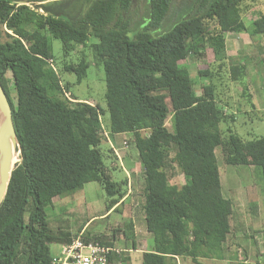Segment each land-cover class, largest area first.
Segmentation results:
<instances>
[{
	"label": "trees",
	"instance_id": "1",
	"mask_svg": "<svg viewBox=\"0 0 264 264\" xmlns=\"http://www.w3.org/2000/svg\"><path fill=\"white\" fill-rule=\"evenodd\" d=\"M140 1L138 13L132 11L137 0H0L5 29L0 82L20 148L0 204V264H52L50 244L72 239L70 233L55 235L49 226L46 206L54 197L91 181L105 189L107 211L123 197L126 179L107 175L104 128L110 137L133 134L138 150L143 219L152 237L151 248L141 253L142 264L221 258L233 204L222 193L217 147L227 164L257 166L264 182V136L244 139L230 127L223 130L221 124L233 123L234 114L212 81L197 94L183 63L202 59L210 48L216 68L198 74L221 78L227 66L230 79L242 82L245 64L227 63L225 34H264V13L247 23L244 0ZM90 36L97 41L89 43ZM52 38L61 42V56L78 45L91 47L104 68L106 109L65 95L68 86H62L53 65ZM88 67L83 54L64 64L78 81ZM243 93L249 95L245 86ZM173 164L183 184L169 182L167 168L174 169ZM119 230L136 249L133 223L114 229L113 240ZM84 238L113 246L102 236ZM129 261L128 253L112 252L108 264Z\"/></svg>",
	"mask_w": 264,
	"mask_h": 264
},
{
	"label": "rangeland",
	"instance_id": "2",
	"mask_svg": "<svg viewBox=\"0 0 264 264\" xmlns=\"http://www.w3.org/2000/svg\"><path fill=\"white\" fill-rule=\"evenodd\" d=\"M257 3H261L260 10L264 11V0H257ZM257 3L253 4L252 0L243 1L242 16L247 23L258 15L255 14L256 8L254 11V5H258ZM142 8L141 1L137 0L132 11L140 13ZM261 35L250 36L245 32L225 34L227 63L245 64L242 82L230 79L227 66L222 68L221 73L224 75L221 78L211 80L207 75L198 74V70L216 68L213 63L216 57L210 48L202 59L189 57L183 61L194 80L195 92L201 93L203 84L212 81L217 96L223 98L222 103L226 104V110L234 114V122L222 123L221 128L224 130L230 127L232 132L244 139L264 136V34ZM0 36L3 40L5 39V29L1 23ZM95 41L97 39L90 36L88 42ZM51 47L55 58L54 68L59 74L62 86H68V89H64L65 95L71 100L74 98L87 100L106 109L104 68L101 63L93 59L91 47L82 48L78 45L77 50L68 56H61L62 46L58 39H51ZM82 54L89 62V67L86 76L78 81L74 73L64 69V64L70 60L78 61ZM7 76L10 84L11 74L8 73ZM244 86L248 96L243 93ZM104 116L108 123L107 112ZM102 122L105 126L104 118ZM166 126L171 130L169 117ZM101 148L108 167L107 175L114 180L126 179V184L122 186L123 197L107 211L105 189L94 181L85 183L82 189L74 193L54 197L52 203L46 206L49 226L55 235L60 236L63 233H70V236L74 237L80 231L90 238L102 236L112 241L113 246L120 252L132 254V259L124 264H142L139 253L131 249L132 241L126 239L121 230L116 233V238L113 240L114 229L125 228L126 224L132 222L137 249L148 250L152 245V237L146 231L143 219L144 178L134 136L131 133H125L110 137L104 128ZM14 154L16 155L13 158L15 166L20 161L18 147ZM215 154L222 193L224 197L231 199L233 204L229 220L230 232L221 258H200V262L201 264H264V182L261 172L253 164H227L219 147L215 149ZM173 167L174 169L167 168L169 182L183 184V175L175 164ZM60 244H50L52 255L58 252ZM178 264L196 263L189 257L184 259L180 257Z\"/></svg>",
	"mask_w": 264,
	"mask_h": 264
},
{
	"label": "built area",
	"instance_id": "3",
	"mask_svg": "<svg viewBox=\"0 0 264 264\" xmlns=\"http://www.w3.org/2000/svg\"><path fill=\"white\" fill-rule=\"evenodd\" d=\"M112 252L119 253L120 250L97 240L86 239L83 231H80L69 242L60 245L58 252L52 255L51 263L108 264Z\"/></svg>",
	"mask_w": 264,
	"mask_h": 264
},
{
	"label": "water",
	"instance_id": "4",
	"mask_svg": "<svg viewBox=\"0 0 264 264\" xmlns=\"http://www.w3.org/2000/svg\"><path fill=\"white\" fill-rule=\"evenodd\" d=\"M20 152L12 119V110L0 82V204L5 197L14 164V152Z\"/></svg>",
	"mask_w": 264,
	"mask_h": 264
},
{
	"label": "crops",
	"instance_id": "5",
	"mask_svg": "<svg viewBox=\"0 0 264 264\" xmlns=\"http://www.w3.org/2000/svg\"><path fill=\"white\" fill-rule=\"evenodd\" d=\"M256 4L257 3V0L256 1H254L253 2V4ZM258 5H254V11H255V8L257 9L256 10V13L255 14H259V13H264V11H261L260 9H261V6H259V5H261V3H257ZM260 7V8H259ZM258 12V13H257ZM256 17V16H255ZM254 17V18H255ZM239 33V32H238ZM263 35V34H262ZM261 35V36H262ZM254 36H260V35H254ZM123 134H125V133H118V134H115L114 136H118V135H123ZM110 140V139H109ZM110 143H111V141H110ZM112 145V144H111ZM184 183V182H183ZM146 229V228H145ZM150 234V233H149ZM62 244V243H61ZM60 244V245H61ZM151 244H152V241H151ZM60 245H59V247H60ZM131 249H133L135 252H137V253H139V257H141V253L144 251V250H139V249H134V248H132L131 247ZM127 250H129V249H127ZM129 256H130V259H132V254H129ZM178 258H180V257H175L173 260H172V263L173 264H178ZM184 259V258H183Z\"/></svg>",
	"mask_w": 264,
	"mask_h": 264
},
{
	"label": "bare ground",
	"instance_id": "6",
	"mask_svg": "<svg viewBox=\"0 0 264 264\" xmlns=\"http://www.w3.org/2000/svg\"><path fill=\"white\" fill-rule=\"evenodd\" d=\"M12 163L14 164V160H13V158H12Z\"/></svg>",
	"mask_w": 264,
	"mask_h": 264
}]
</instances>
